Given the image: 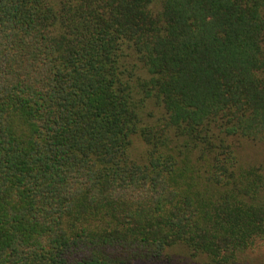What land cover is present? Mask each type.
Instances as JSON below:
<instances>
[{
	"label": "trees",
	"instance_id": "trees-1",
	"mask_svg": "<svg viewBox=\"0 0 264 264\" xmlns=\"http://www.w3.org/2000/svg\"><path fill=\"white\" fill-rule=\"evenodd\" d=\"M248 144L264 0H0V264H235Z\"/></svg>",
	"mask_w": 264,
	"mask_h": 264
},
{
	"label": "rangeland",
	"instance_id": "rangeland-1",
	"mask_svg": "<svg viewBox=\"0 0 264 264\" xmlns=\"http://www.w3.org/2000/svg\"><path fill=\"white\" fill-rule=\"evenodd\" d=\"M146 112L152 114V117L148 118L149 120L156 118L155 110L149 109V111L146 110ZM239 159L241 162L250 165L264 166V147L258 144L242 145L239 150ZM179 258H182L181 255ZM235 264H264V247L258 248L254 253L246 252L238 256Z\"/></svg>",
	"mask_w": 264,
	"mask_h": 264
}]
</instances>
